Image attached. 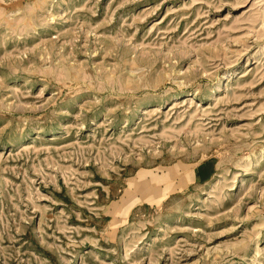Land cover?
Segmentation results:
<instances>
[{
	"label": "rangeland",
	"instance_id": "rangeland-1",
	"mask_svg": "<svg viewBox=\"0 0 264 264\" xmlns=\"http://www.w3.org/2000/svg\"><path fill=\"white\" fill-rule=\"evenodd\" d=\"M0 264H264V0H0Z\"/></svg>",
	"mask_w": 264,
	"mask_h": 264
}]
</instances>
